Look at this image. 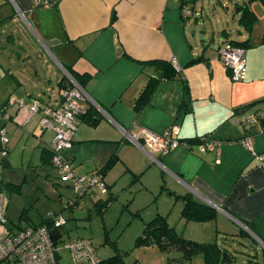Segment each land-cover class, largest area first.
<instances>
[{
    "label": "crops",
    "instance_id": "0c3cea01",
    "mask_svg": "<svg viewBox=\"0 0 264 264\" xmlns=\"http://www.w3.org/2000/svg\"><path fill=\"white\" fill-rule=\"evenodd\" d=\"M34 1L0 0V110L11 116L0 119L8 138L0 183L4 194L14 193L5 194L6 225L17 229L47 219L29 223L26 217L22 222V211L15 221L24 205L19 199L24 183L39 177L43 179L38 187L50 188L58 173L51 162L53 131L40 123L41 112L24 118L31 99L59 103V82L67 81L64 69L70 67L87 74L83 88L94 101L81 100L80 106L85 111L91 105L99 116L95 125L78 116L72 146L65 151L76 172H101L109 190L118 162L140 175L146 190L159 189L163 179L168 191L191 193L210 203L216 217L245 231L225 237L222 244L216 241L229 252L228 264L243 254L237 246L247 248L248 243L255 252L252 260L264 264V162L238 141L250 136L253 149L264 152V120L257 118L264 102L249 106L264 98V5L249 2L257 18L246 30L239 17L247 0L229 6L218 0V7L208 0L205 9L203 0H183L192 10L190 16L182 15V0H49L46 8L36 7ZM244 40L249 42L244 48L246 73L234 80L217 46ZM155 60L172 62L179 76L157 79ZM150 80L152 88L136 109L135 101ZM9 97L24 99L26 105L19 107ZM239 117L257 119L245 126L236 121ZM171 125L178 127L181 139L199 137L221 144L206 152L195 144H180L165 156L155 155L156 162L124 135V130L140 126L161 132ZM111 157L116 158L114 165L100 171ZM244 237L249 238L247 244L239 240Z\"/></svg>",
    "mask_w": 264,
    "mask_h": 264
},
{
    "label": "rangeland",
    "instance_id": "374dc122",
    "mask_svg": "<svg viewBox=\"0 0 264 264\" xmlns=\"http://www.w3.org/2000/svg\"><path fill=\"white\" fill-rule=\"evenodd\" d=\"M235 1L221 0L224 6H229V2L233 4ZM255 1L264 5L261 0ZM212 3L215 7L219 4L218 0H213ZM202 4L204 9L207 8L208 0H203ZM229 9L231 13L232 8ZM161 173L162 178L165 179V170ZM53 177L55 179L51 180L56 184L54 185L52 181L53 185L50 188L45 187V184L38 187L43 179L39 177H32L24 183L25 188L19 198L24 205L23 208L21 205L18 209L15 221L19 220L22 211L25 213L22 214L21 221L25 222L27 217L26 221L29 223H38L41 219L47 218L48 213L61 211L66 216L67 223L61 228L50 229L52 235L59 240L58 264H73L69 251L62 248V244L64 240L77 237L89 239L100 260L117 255L124 264H204L201 253L187 258L182 250L175 247L162 251L156 243L136 242L142 235L145 223L157 213L166 216L169 224L179 235L197 242L217 241L222 244L227 240L225 237L231 238L242 230L240 226L222 220L221 216L205 222H187L181 216L182 201L177 199L174 193H169L166 187L165 190L159 188L153 192L146 190L141 184L140 175L134 176L127 171L122 162H118L112 168V178L115 183H111L112 188L102 197L105 200L109 199V204L103 208L85 199L75 208L63 209L64 202L74 195V191L60 179L58 173L57 177ZM161 184H164L163 179ZM3 190L5 191L4 188ZM5 194L7 197L14 195L8 191H5ZM239 240L247 244L249 238L244 237ZM254 246L258 252L261 250L260 243ZM237 248L243 254L240 253L241 255H238L240 258L232 264H249L248 258L253 259L254 249L249 243L247 248L242 245H238ZM241 259L245 263H242Z\"/></svg>",
    "mask_w": 264,
    "mask_h": 264
},
{
    "label": "built area",
    "instance_id": "2783aa9c",
    "mask_svg": "<svg viewBox=\"0 0 264 264\" xmlns=\"http://www.w3.org/2000/svg\"><path fill=\"white\" fill-rule=\"evenodd\" d=\"M49 0H35L34 5L46 8L51 5ZM180 10L183 16H190L192 10L185 1H181ZM217 52L222 63L230 72L231 78L241 80L245 77V49L232 43L221 41L217 46ZM66 85L59 90L60 101L57 105H48L39 99H31L24 121L38 112H41L39 121L43 127L51 129L54 133L50 143L51 162L58 171L60 179L66 182L74 191V195L63 204V209L75 208L85 199L94 203L103 204V199L109 188L101 172L77 173L72 157L65 154V151L72 146L73 135L78 127V116L84 112L79 102L89 100L84 88L74 79L67 76ZM8 101L17 102L19 107L26 105L24 99L9 97ZM259 113H262L260 111ZM11 116L4 110H0V119L8 120ZM257 118H237L236 121L246 126V123L253 122ZM125 137L132 143L143 149L152 160L160 162L155 156H165L183 144L191 148L194 144L179 136L176 125H171L161 132H157L146 126H140L137 131L124 130ZM255 157L258 162H264V152H256L253 149L250 136L241 137L238 140ZM8 138L4 128L0 129V163L8 152ZM221 141L214 139H203L197 142L200 152L216 149ZM1 182V173H0ZM103 206H105L103 204ZM7 199L0 190V264H58V241L57 237L50 232L52 227L61 228L67 223L66 216L60 212H50L47 224H26L17 229L9 228L6 225ZM62 248L70 253L73 264H101L96 250L87 238L77 237L64 240Z\"/></svg>",
    "mask_w": 264,
    "mask_h": 264
},
{
    "label": "trees",
    "instance_id": "16d2710c",
    "mask_svg": "<svg viewBox=\"0 0 264 264\" xmlns=\"http://www.w3.org/2000/svg\"><path fill=\"white\" fill-rule=\"evenodd\" d=\"M251 0H247L244 4L240 6L241 14L239 17L240 24L246 29H251L252 25L256 21V15L249 7V2ZM264 3V0H261ZM262 43H264V38H262ZM232 44L237 46H241L243 48L249 45L248 40L244 41H232ZM195 59H192L189 63H192ZM155 64L158 66L159 74L157 75V79L159 78H170L179 76L180 72L173 65L172 62L165 60H155ZM68 72L72 75V77L83 87V83L87 77V74H79L74 71L70 67H66ZM62 86L66 85V82H59ZM153 85V80H150L140 91L139 96L135 101V108L139 109L142 105V102L148 96ZM260 102H264V98L258 99L250 103L249 106H253ZM183 103V102H182ZM182 105V104H181ZM261 115H257L259 120H264V111L262 113H258ZM79 117L91 124H97L99 120V116L94 108L91 105L79 115ZM187 140V139H185ZM203 138H193L189 139L192 144H196L197 142L202 141ZM116 158L111 157L100 169V171H106L111 168L115 163ZM99 172V171H97ZM136 176V175H134ZM161 190H165L164 184H161ZM173 194L172 191H168ZM175 194V193H174ZM177 199L182 201V209L181 216L187 220L192 222H205L210 221L216 218L217 211L214 207L205 203L197 198H195L191 193H186L183 195L175 194ZM109 199H107L103 204L106 206L108 204ZM98 204V203H95ZM40 224H47L50 226V222L48 219L44 220ZM241 232H245L241 230ZM137 243L146 242V243H156L162 251H166L171 247H175L183 251L184 256L190 258L192 255L196 253H201L204 257V264H228L230 256L227 249L221 247L216 241L213 242H197L191 239H187L181 235H179L175 228L171 226L167 220V217L161 214H156L151 220L145 223L143 228L142 235L139 236L136 240ZM249 264H259L252 259L248 260ZM101 264H124L122 260L117 256H111L106 260H101Z\"/></svg>",
    "mask_w": 264,
    "mask_h": 264
},
{
    "label": "water",
    "instance_id": "95a60500",
    "mask_svg": "<svg viewBox=\"0 0 264 264\" xmlns=\"http://www.w3.org/2000/svg\"><path fill=\"white\" fill-rule=\"evenodd\" d=\"M64 69V68H63ZM64 71H65V74L68 76V77H71V78H73L72 76H71V74L66 70V69H64ZM89 99L92 101V102H94L90 97H89ZM0 190H2V185H1V183H0ZM202 198V197H201ZM203 199V198H202ZM207 202V201H206ZM210 204V203H209ZM211 205V204H210Z\"/></svg>",
    "mask_w": 264,
    "mask_h": 264
}]
</instances>
